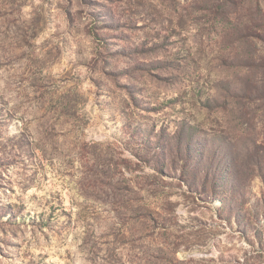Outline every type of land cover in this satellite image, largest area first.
Wrapping results in <instances>:
<instances>
[{
  "label": "rangeland",
  "instance_id": "1",
  "mask_svg": "<svg viewBox=\"0 0 264 264\" xmlns=\"http://www.w3.org/2000/svg\"><path fill=\"white\" fill-rule=\"evenodd\" d=\"M263 23L0 0V264H264Z\"/></svg>",
  "mask_w": 264,
  "mask_h": 264
},
{
  "label": "trees",
  "instance_id": "2",
  "mask_svg": "<svg viewBox=\"0 0 264 264\" xmlns=\"http://www.w3.org/2000/svg\"><path fill=\"white\" fill-rule=\"evenodd\" d=\"M260 30H261L262 33H264V23L261 25Z\"/></svg>",
  "mask_w": 264,
  "mask_h": 264
}]
</instances>
